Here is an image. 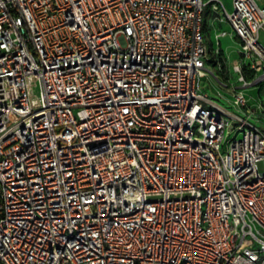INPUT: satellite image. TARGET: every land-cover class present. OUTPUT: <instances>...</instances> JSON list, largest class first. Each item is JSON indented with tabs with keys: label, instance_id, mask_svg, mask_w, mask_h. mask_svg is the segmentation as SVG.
Listing matches in <instances>:
<instances>
[{
	"label": "built area",
	"instance_id": "built-area-1",
	"mask_svg": "<svg viewBox=\"0 0 264 264\" xmlns=\"http://www.w3.org/2000/svg\"><path fill=\"white\" fill-rule=\"evenodd\" d=\"M209 13L264 82L259 0H0V264H264V99L204 92Z\"/></svg>",
	"mask_w": 264,
	"mask_h": 264
},
{
	"label": "rangeland",
	"instance_id": "rangeland-1",
	"mask_svg": "<svg viewBox=\"0 0 264 264\" xmlns=\"http://www.w3.org/2000/svg\"><path fill=\"white\" fill-rule=\"evenodd\" d=\"M229 12H233V0H223ZM261 3L264 0H259ZM207 26V41L212 44L215 50L221 49V54L213 57L208 63L210 74L203 78L204 92L208 96L228 107L231 111L245 115L240 109L234 106L235 88L237 91H243L248 99L249 105L258 106L260 101L264 99V82L261 84H254L249 87H242L241 72L235 69V63L238 61L248 63L250 59H243L241 56V42L235 35L231 23L225 18L221 20L220 17L215 18L214 13L206 15ZM225 31L220 40L216 38V33ZM245 60V61H244ZM248 78L252 75L247 73ZM262 126L264 127V121ZM261 170H264V165L260 164Z\"/></svg>",
	"mask_w": 264,
	"mask_h": 264
},
{
	"label": "trees",
	"instance_id": "trees-1",
	"mask_svg": "<svg viewBox=\"0 0 264 264\" xmlns=\"http://www.w3.org/2000/svg\"><path fill=\"white\" fill-rule=\"evenodd\" d=\"M244 73H245V75H247L248 71H247V70H245V71H244ZM247 77H248V75H247Z\"/></svg>",
	"mask_w": 264,
	"mask_h": 264
},
{
	"label": "crops",
	"instance_id": "crops-1",
	"mask_svg": "<svg viewBox=\"0 0 264 264\" xmlns=\"http://www.w3.org/2000/svg\"><path fill=\"white\" fill-rule=\"evenodd\" d=\"M263 2H264V1H263ZM263 2H262V3H263Z\"/></svg>",
	"mask_w": 264,
	"mask_h": 264
}]
</instances>
